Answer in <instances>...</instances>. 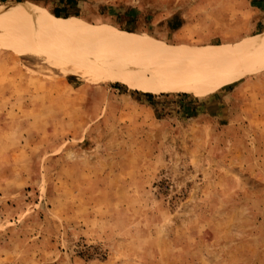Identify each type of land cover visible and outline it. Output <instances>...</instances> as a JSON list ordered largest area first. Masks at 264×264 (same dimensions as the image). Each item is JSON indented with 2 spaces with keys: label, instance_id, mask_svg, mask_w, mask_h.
<instances>
[{
  "label": "rangeland",
  "instance_id": "1",
  "mask_svg": "<svg viewBox=\"0 0 264 264\" xmlns=\"http://www.w3.org/2000/svg\"><path fill=\"white\" fill-rule=\"evenodd\" d=\"M24 3L176 47L264 33V0ZM0 264H264V71L153 94L0 45Z\"/></svg>",
  "mask_w": 264,
  "mask_h": 264
},
{
  "label": "bare ground",
  "instance_id": "2",
  "mask_svg": "<svg viewBox=\"0 0 264 264\" xmlns=\"http://www.w3.org/2000/svg\"><path fill=\"white\" fill-rule=\"evenodd\" d=\"M0 45L56 51L65 63L95 73L99 81L153 94H211L264 71V33L230 44L176 47L112 26L53 20L1 1Z\"/></svg>",
  "mask_w": 264,
  "mask_h": 264
},
{
  "label": "trees",
  "instance_id": "3",
  "mask_svg": "<svg viewBox=\"0 0 264 264\" xmlns=\"http://www.w3.org/2000/svg\"><path fill=\"white\" fill-rule=\"evenodd\" d=\"M0 1L3 4H5L7 6H10V5H8V3L10 2V0H0ZM33 1L39 2L40 0H33ZM45 1L48 2V1H51V0H45ZM60 1H63L65 3H71L73 5V3H77L78 0H60ZM16 2L17 3H15V4L18 5V6L14 7V8H24L23 5L28 4V3H24L25 0H17ZM63 8H66V7H63ZM62 10H63L62 7H55V9L53 10V13L56 14V15H58V16H64V17H69L71 15H77V16H79V13H70V14L66 13V14H63L62 13ZM62 20H66V19H62ZM67 20H71V18L70 19H67Z\"/></svg>",
  "mask_w": 264,
  "mask_h": 264
},
{
  "label": "crops",
  "instance_id": "4",
  "mask_svg": "<svg viewBox=\"0 0 264 264\" xmlns=\"http://www.w3.org/2000/svg\"><path fill=\"white\" fill-rule=\"evenodd\" d=\"M264 23V19H263V22L261 23V25ZM251 35H253V34H251Z\"/></svg>",
  "mask_w": 264,
  "mask_h": 264
}]
</instances>
